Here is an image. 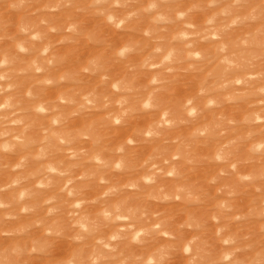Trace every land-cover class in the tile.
<instances>
[{"label": "rangeland", "instance_id": "374dc122", "mask_svg": "<svg viewBox=\"0 0 264 264\" xmlns=\"http://www.w3.org/2000/svg\"><path fill=\"white\" fill-rule=\"evenodd\" d=\"M0 264H264V0H0Z\"/></svg>", "mask_w": 264, "mask_h": 264}]
</instances>
